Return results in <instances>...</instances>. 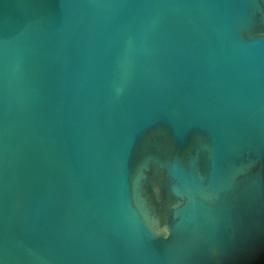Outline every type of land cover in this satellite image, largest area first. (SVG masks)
<instances>
[{"label": "water", "instance_id": "obj_1", "mask_svg": "<svg viewBox=\"0 0 264 264\" xmlns=\"http://www.w3.org/2000/svg\"><path fill=\"white\" fill-rule=\"evenodd\" d=\"M0 264H264V0H0Z\"/></svg>", "mask_w": 264, "mask_h": 264}]
</instances>
